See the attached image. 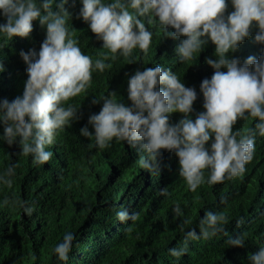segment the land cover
Listing matches in <instances>:
<instances>
[{"label": "clouds", "instance_id": "clouds-1", "mask_svg": "<svg viewBox=\"0 0 264 264\" xmlns=\"http://www.w3.org/2000/svg\"><path fill=\"white\" fill-rule=\"evenodd\" d=\"M79 17L89 23L102 39L105 58L85 54L70 31L72 13L69 0H0V42L15 36L28 37L33 21L46 26V37L39 50L21 49L28 74L22 95L0 101V140L21 146L35 163L50 160L47 146L55 142L58 130L81 117L78 109L66 104L85 92L92 82L93 70L111 67L105 59L129 58L134 49L147 54L153 31L158 25L164 35L184 37L177 46L180 62L192 61L206 45H215V58L206 57L214 72L196 88L186 86L177 73L160 64L137 69L128 77V100L109 92L93 103L103 101L98 113L88 118L80 134L95 137L96 145L106 148L115 138L142 152L140 164L150 172H161L163 150L174 152L179 174L190 190L205 182L215 184L243 174L252 160L257 131L264 136V49L259 57L250 55L243 61L235 55L242 42L252 37L264 46V0H80ZM73 5L75 0H72ZM229 3L231 11H227ZM55 5V10H54ZM171 29V30H169ZM2 46V44H0ZM226 69V71H225ZM4 65L0 62V72ZM203 95V111L193 118L194 102ZM174 112L183 115L171 121ZM256 118L255 126L242 135L234 129L238 119ZM15 166L0 173V183L11 186ZM166 192V189H161ZM5 203L8 198H5ZM31 212L32 208L25 207ZM179 213L177 205L174 209ZM119 220L135 219L137 213L121 209ZM227 217L222 212L207 211L201 220V233L192 228L186 238L214 236L223 232ZM75 236L65 233L54 248L61 261L68 260ZM231 246L243 247L240 236L230 237ZM181 255L185 248H172ZM250 264H264V247L248 257Z\"/></svg>", "mask_w": 264, "mask_h": 264}, {"label": "trees", "instance_id": "trees-1", "mask_svg": "<svg viewBox=\"0 0 264 264\" xmlns=\"http://www.w3.org/2000/svg\"><path fill=\"white\" fill-rule=\"evenodd\" d=\"M66 7L72 13L70 31L81 50L93 61L105 58L103 53L109 50L78 15L80 0L74 5L69 0ZM231 10L229 3L227 11ZM4 20L0 16V23ZM148 26L153 39L147 54L137 48L129 58L111 60L109 53L105 62L111 67L103 72L93 70L87 90L65 102L76 107L81 118L58 130L55 142L47 146L53 153L49 161L35 163L30 154L22 153L19 143L9 145L0 140V173L15 166L11 186L0 183V264H250L251 253L264 247V136L258 131L253 158L243 174L209 184L205 170V182L195 191L179 174L174 152L163 150L161 172H150L140 164L142 152L128 143L114 138L106 148H100L94 136L80 134L85 125L93 130L88 118L103 104L102 100L93 103L94 99L115 91L118 99L130 103L128 77L137 69L156 64L171 68L198 93L202 80L213 74L206 57L215 58L214 44L209 42L192 61L182 63L176 49L184 37L172 38L158 25ZM45 37L46 26L37 19L28 37L0 42L4 65L0 101L23 94L28 74L20 50L38 51ZM262 49L264 46L250 37L232 55L243 61L250 55L259 57ZM194 109L193 118L204 110L202 94ZM182 115L172 113L171 121L177 122ZM255 121L252 117L238 119L234 129L247 134ZM177 205L179 213L174 211ZM121 209L138 215L122 222L116 215ZM209 210L226 215L225 230L214 236L186 238L192 228L202 232L201 220ZM67 232L75 239L65 262L53 250ZM238 235L245 245L231 246L230 237ZM172 248L186 251L177 256Z\"/></svg>", "mask_w": 264, "mask_h": 264}]
</instances>
